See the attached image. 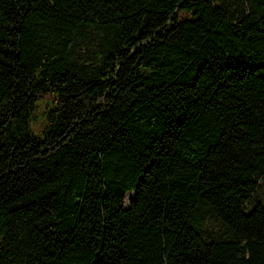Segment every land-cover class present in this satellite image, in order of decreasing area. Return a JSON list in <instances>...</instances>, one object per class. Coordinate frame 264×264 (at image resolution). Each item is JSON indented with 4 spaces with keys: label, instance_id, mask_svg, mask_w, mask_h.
Segmentation results:
<instances>
[{
    "label": "trees",
    "instance_id": "1",
    "mask_svg": "<svg viewBox=\"0 0 264 264\" xmlns=\"http://www.w3.org/2000/svg\"><path fill=\"white\" fill-rule=\"evenodd\" d=\"M263 177L264 0H0V264H264Z\"/></svg>",
    "mask_w": 264,
    "mask_h": 264
},
{
    "label": "rangeland",
    "instance_id": "2",
    "mask_svg": "<svg viewBox=\"0 0 264 264\" xmlns=\"http://www.w3.org/2000/svg\"><path fill=\"white\" fill-rule=\"evenodd\" d=\"M103 35L101 31L93 26H88L86 29L82 30L76 40L74 46L69 51L68 61L81 66L86 65L89 59V52L98 49L103 43ZM131 193L127 194L124 199V205L127 204L128 198L131 197ZM259 200L264 203V177L259 180L256 192L253 195L251 201L245 204L248 208L252 201ZM206 231L209 235L219 238H225L228 233L222 227L221 223L212 217H207L205 221Z\"/></svg>",
    "mask_w": 264,
    "mask_h": 264
}]
</instances>
